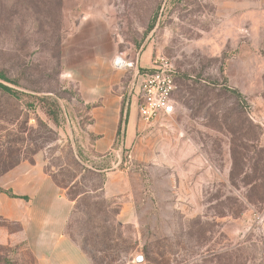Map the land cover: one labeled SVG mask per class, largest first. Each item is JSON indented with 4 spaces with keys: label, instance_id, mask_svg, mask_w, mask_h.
<instances>
[{
    "label": "rangeland",
    "instance_id": "obj_1",
    "mask_svg": "<svg viewBox=\"0 0 264 264\" xmlns=\"http://www.w3.org/2000/svg\"><path fill=\"white\" fill-rule=\"evenodd\" d=\"M162 59L175 113L129 123ZM0 73V188L59 185L95 264H264V0H0ZM19 230L0 218V264H40Z\"/></svg>",
    "mask_w": 264,
    "mask_h": 264
},
{
    "label": "crops",
    "instance_id": "obj_2",
    "mask_svg": "<svg viewBox=\"0 0 264 264\" xmlns=\"http://www.w3.org/2000/svg\"><path fill=\"white\" fill-rule=\"evenodd\" d=\"M123 69V67H118ZM139 74V71H136ZM140 81V75H139ZM139 91L140 85L135 86L134 101L130 104V122L134 113L139 114ZM112 91L107 87L95 86L89 90H84L86 103H99L97 109L104 112L113 106L121 109L115 101H111ZM114 105H113V104ZM98 123L103 121L99 118ZM112 146L109 138H100L94 145V150L99 154H104ZM44 194L42 186H39ZM108 191V186L105 188ZM47 196L37 195L29 200L23 198L8 197L3 198L0 203V218H5L9 222L20 224V230L8 234V241H28L31 251L38 255L40 264H94L91 257L81 248L80 244L68 231L70 219L76 210V199L64 195L61 187L50 186V191H46ZM17 203L22 211H13L11 205ZM130 207L124 206L120 217L128 215ZM2 231V230H1Z\"/></svg>",
    "mask_w": 264,
    "mask_h": 264
},
{
    "label": "built area",
    "instance_id": "obj_3",
    "mask_svg": "<svg viewBox=\"0 0 264 264\" xmlns=\"http://www.w3.org/2000/svg\"><path fill=\"white\" fill-rule=\"evenodd\" d=\"M116 65L125 67L116 58ZM126 63V62H125ZM139 116L147 124L155 121H169L175 113L174 92L177 89V71L173 63L166 60H156L151 68L139 72ZM144 257L137 255L135 262H143Z\"/></svg>",
    "mask_w": 264,
    "mask_h": 264
},
{
    "label": "trees",
    "instance_id": "obj_4",
    "mask_svg": "<svg viewBox=\"0 0 264 264\" xmlns=\"http://www.w3.org/2000/svg\"><path fill=\"white\" fill-rule=\"evenodd\" d=\"M147 69H142L141 71H145ZM0 77H3L4 79H7L6 76H4L3 74L0 73ZM122 114H124V109L122 111ZM0 192H3L5 194H7L9 197H13V198H23L25 200H29V196L28 195H17L15 194L11 189L9 190H5V189H2L0 188ZM74 199V198H72ZM75 239V238H74ZM77 241V240H76ZM79 243V242H78ZM80 244V243H79ZM81 248L91 257V259L93 260L94 264H95V261L93 259V256L90 255V253L84 248V246L82 244H80Z\"/></svg>",
    "mask_w": 264,
    "mask_h": 264
},
{
    "label": "bare ground",
    "instance_id": "obj_5",
    "mask_svg": "<svg viewBox=\"0 0 264 264\" xmlns=\"http://www.w3.org/2000/svg\"><path fill=\"white\" fill-rule=\"evenodd\" d=\"M118 59H120L121 60V62L123 63V65H126V66H130L131 65V63H128V62H126L124 59H122L121 57H117ZM126 62V63H125Z\"/></svg>",
    "mask_w": 264,
    "mask_h": 264
}]
</instances>
